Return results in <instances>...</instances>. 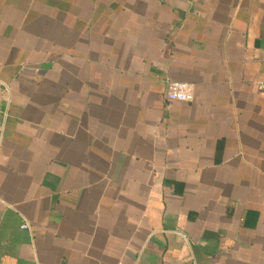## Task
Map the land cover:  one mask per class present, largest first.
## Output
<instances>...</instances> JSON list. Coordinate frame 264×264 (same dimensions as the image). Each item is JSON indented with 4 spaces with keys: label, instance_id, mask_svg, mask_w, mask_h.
Instances as JSON below:
<instances>
[{
    "label": "crops",
    "instance_id": "0c3cea01",
    "mask_svg": "<svg viewBox=\"0 0 264 264\" xmlns=\"http://www.w3.org/2000/svg\"><path fill=\"white\" fill-rule=\"evenodd\" d=\"M262 78L264 0H0V264H264Z\"/></svg>",
    "mask_w": 264,
    "mask_h": 264
},
{
    "label": "built area",
    "instance_id": "2783aa9c",
    "mask_svg": "<svg viewBox=\"0 0 264 264\" xmlns=\"http://www.w3.org/2000/svg\"><path fill=\"white\" fill-rule=\"evenodd\" d=\"M257 86L261 91H264V78L259 80ZM166 97L169 100L191 101L193 100V93L188 89L187 84L171 81L168 83Z\"/></svg>",
    "mask_w": 264,
    "mask_h": 264
}]
</instances>
